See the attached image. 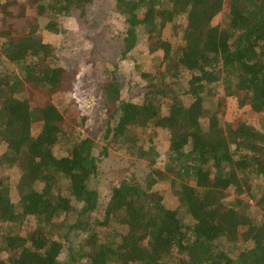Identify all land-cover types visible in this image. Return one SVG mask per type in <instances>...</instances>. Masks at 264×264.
<instances>
[{
	"label": "trees",
	"instance_id": "16d2710c",
	"mask_svg": "<svg viewBox=\"0 0 264 264\" xmlns=\"http://www.w3.org/2000/svg\"><path fill=\"white\" fill-rule=\"evenodd\" d=\"M92 2H0V172H20L17 203L0 176V264H264V0H113L126 26L120 60L143 38L162 60L139 103L112 74L99 85L104 116L90 136L78 129L86 119L70 124L50 101L72 92L78 71L38 31L45 19L63 34L58 19H81ZM168 27L176 44L162 37ZM226 99L241 119L222 121ZM159 130L169 134L163 170ZM117 150L130 160L106 185L102 162ZM100 187L109 198L97 232Z\"/></svg>",
	"mask_w": 264,
	"mask_h": 264
},
{
	"label": "rangeland",
	"instance_id": "374dc122",
	"mask_svg": "<svg viewBox=\"0 0 264 264\" xmlns=\"http://www.w3.org/2000/svg\"><path fill=\"white\" fill-rule=\"evenodd\" d=\"M0 2H3V0H0ZM111 8H113V0H93L83 18L78 19L70 15L66 18L58 19L59 25L64 32L61 35L52 34L47 31L44 28L46 24L45 19L39 20L40 29L38 33L43 43L53 46L56 54L62 53L67 64L69 65L72 62L78 71L72 92L57 94L50 101L70 124H75L79 116L86 119L84 127H79L78 129L90 136L97 130V125L101 121L100 117L104 116V107L100 104L97 93L99 85L107 79L109 80L113 75L114 80L119 85L122 98L125 101L139 103L146 86V79H148L145 75H153L156 67L162 60L161 52L152 55L148 53L145 38L141 39L140 44L127 55L126 59L120 60V47H117L120 44L115 40V37L124 32L126 26L123 19L115 15L111 11ZM27 14L35 15L33 10H29ZM222 18H216L214 23H221ZM162 37L164 40L176 44L169 27L162 32ZM86 40L87 42H95L97 40V45L99 47L102 46L104 53L91 56V49L86 44ZM81 52L90 55L92 64H87V61L83 60L86 58L85 55L78 56L79 53L82 54ZM73 53L77 57L73 56ZM100 55L102 56L101 60L99 59ZM2 65L13 69V66L9 63L4 62ZM223 105L225 111L222 121L241 119L242 111L238 109L234 99H226ZM247 121L249 125L256 128L259 127L256 121L251 119ZM152 133V131L148 130L142 135L150 136ZM98 143L102 145L101 141ZM152 144L159 153L155 168L163 170L167 163L169 147L168 132L164 130L157 131L153 135ZM4 151L5 146L0 144V155ZM54 152L57 156H64L63 149H55ZM129 160V156L124 150L111 152L109 157L102 162V169L106 174L104 184L108 185L112 182L111 180L114 183L119 182V179H121L120 173L114 175V171H116L123 161L128 162ZM0 176L6 179L10 185L11 200L17 203L18 197L15 187L20 177L19 170L16 168H5L0 172ZM158 189L162 190L163 202L166 205L172 206L175 200L169 190L164 185L158 186ZM99 191L102 205L92 219L93 229L97 232L103 231V229L98 227L97 223L103 219L104 203L109 198V192L106 188L100 187ZM111 227L118 231L120 230L114 224Z\"/></svg>",
	"mask_w": 264,
	"mask_h": 264
}]
</instances>
